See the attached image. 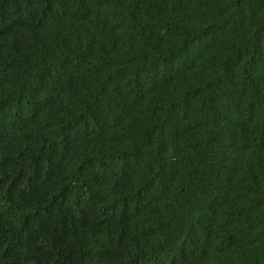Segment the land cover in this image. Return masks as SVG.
<instances>
[{"label": "trees", "instance_id": "obj_1", "mask_svg": "<svg viewBox=\"0 0 264 264\" xmlns=\"http://www.w3.org/2000/svg\"><path fill=\"white\" fill-rule=\"evenodd\" d=\"M0 264H264V0H0Z\"/></svg>", "mask_w": 264, "mask_h": 264}]
</instances>
